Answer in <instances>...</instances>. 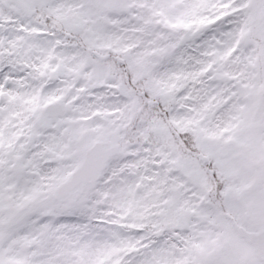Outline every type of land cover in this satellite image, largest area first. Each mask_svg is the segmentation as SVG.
I'll return each mask as SVG.
<instances>
[{
    "label": "snow or ice",
    "instance_id": "obj_1",
    "mask_svg": "<svg viewBox=\"0 0 264 264\" xmlns=\"http://www.w3.org/2000/svg\"><path fill=\"white\" fill-rule=\"evenodd\" d=\"M0 264H264V0H0Z\"/></svg>",
    "mask_w": 264,
    "mask_h": 264
}]
</instances>
